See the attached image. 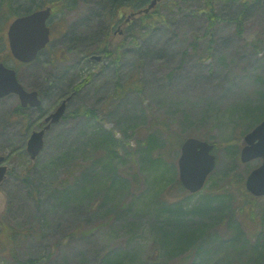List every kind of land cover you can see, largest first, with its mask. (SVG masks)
<instances>
[{
  "label": "rangeland",
  "instance_id": "1",
  "mask_svg": "<svg viewBox=\"0 0 264 264\" xmlns=\"http://www.w3.org/2000/svg\"><path fill=\"white\" fill-rule=\"evenodd\" d=\"M69 1L13 0L16 15L3 24L0 59L17 71L27 89L41 90L44 109H54L62 92L76 87L82 91L70 102L64 120L47 132L45 149L34 161L26 152L34 117L24 115V122L20 121L16 95L0 99V156L8 158L9 167L0 184V222L19 232L8 238L0 224V264H18L16 260L23 264H120L118 256L123 264L193 260L198 252L195 245L182 254L185 256L170 257L155 237V217L164 197L157 199L151 172L135 157L138 145L152 132L162 137L165 151L169 148L165 137L171 135L177 149L167 152L165 165L177 171L178 180L181 137L194 135L216 143L218 166L203 192L228 193L231 210L239 211L218 215L215 224L208 223L203 242H212L215 249L204 258L196 257L195 262L246 264L250 259L254 264L261 259L264 264V198L256 200L252 211L241 213V205L247 201L242 194L245 186L229 179L235 173L247 175L261 165V160L240 161L246 134L235 110L247 103H264V0L247 6L243 0H214L220 20L212 37L206 34L209 21L204 0H159L152 10L164 14L167 23L145 36L140 15L127 26L122 24L123 34L118 32L134 11L131 6L117 10L111 19L105 0H76L74 9H68ZM166 4L172 9L163 11ZM47 5L53 6L49 22L52 43L35 62L21 64L11 54L8 28L17 15ZM239 16L243 19L241 33L236 23ZM102 40L110 49L122 41L127 43L118 66L111 59L90 61ZM135 74L142 78V90L126 92L109 105L118 84L133 81ZM82 80L85 84L79 86ZM88 109L94 110L95 118L75 114ZM168 126L171 132L166 134ZM107 131L125 138L115 148L121 162L108 164L110 168L115 165L126 186L115 194L110 191L108 202L100 191L92 192L88 199L63 194L62 186L70 188L74 183L69 167L79 158L84 166L94 164L88 168L89 180L103 174L100 165L105 162H97L103 149L94 146ZM83 142L91 147L88 152ZM229 142L238 148V157L232 154ZM63 154L68 155L67 161H58ZM75 169L74 177L80 167ZM181 197L190 212L198 196ZM185 220L188 225L202 222L190 214ZM239 233H243L240 239ZM243 242L248 243L244 248ZM220 244L226 246L220 249ZM254 248L257 254L261 251L258 257Z\"/></svg>",
  "mask_w": 264,
  "mask_h": 264
},
{
  "label": "trees",
  "instance_id": "2",
  "mask_svg": "<svg viewBox=\"0 0 264 264\" xmlns=\"http://www.w3.org/2000/svg\"><path fill=\"white\" fill-rule=\"evenodd\" d=\"M54 1H62V0H53V2ZM204 1L205 2H204L203 10H205V15L207 16L209 21L206 34L212 37V31H214L216 24L220 20V16L215 11L216 8L214 5V0H204ZM256 1L258 0H243V2H247L245 3V6L251 3H255ZM12 2L13 0H4L0 4V40H1V35L4 31L3 24L9 17L16 15L17 10L13 6ZM105 2L109 6L108 7L109 10L107 14L111 19L114 18L115 12L123 8L124 6H131V8H135V10H141L148 3L147 0H105ZM69 3L70 4L68 6V9H74L76 0H70ZM166 5H167L166 7L165 6L161 7L163 8L162 9L163 11L172 9L170 5L168 4ZM24 13L26 14V12ZM140 22H141V32L144 33L143 34L144 36L147 33L154 32L157 28L161 27L162 25L164 26L167 23L166 16L154 10L148 14L142 15L140 18ZM236 23L238 24L239 33H241L243 31V19L241 16H239V18L236 19ZM105 25L109 27L107 22L105 23ZM102 41L100 42L99 46L96 48L98 49L97 51H95L96 53H91L90 56L94 54H102L105 56V60L111 59V63L118 66L120 64L118 58L122 55L123 48L127 45V43L124 44V42L122 41L121 43L116 45L115 49H110V47L107 45L108 42L107 41L102 42ZM140 79H142L140 77V74L139 75L135 74L133 81H126V83L122 85L118 84L117 87L118 89L115 90V93L112 97V101L109 102V105L112 106L113 103L121 99L122 94L126 92L142 90ZM84 84L85 81L82 80L78 85L82 86ZM73 87L74 86H72V88ZM67 91H69L70 94L75 93L77 95L78 93H81L82 89L76 87L72 91L71 90H67ZM263 98L264 97H262V99ZM235 112L240 113L239 117L241 121V130L243 135H245L247 132H249L252 128H254L264 119V103L262 100L261 103H257V104L250 105L249 103H247L245 104V106H242L241 108L235 110ZM19 114L20 115L18 117L23 119L24 114L22 115L21 113ZM75 114L90 119L95 118L94 116L95 112L92 109L82 110V112H79V110H77ZM234 114L235 113L231 115ZM186 115L189 117V114ZM169 132H171V130L169 129L168 126L166 129V134ZM191 137L198 138L194 135L181 137V141H179V146L181 147L183 142L187 138H191ZM161 138L162 137L158 135L156 132H152L148 134L145 140L138 145L137 147L138 153L135 155L136 159H138L139 161V164L144 169H148L151 172V175L153 177L152 180L156 184L155 196L157 197V199L161 195H163L164 197L163 203L160 204L161 207L160 212L157 215V217H155V219L157 218V221L154 225L155 237H157V240L159 244L162 246V249L168 250L169 253L168 255L170 257L185 256L182 254L188 252L189 249H191L192 246L195 245L198 250V252H196V257L200 259L204 258L210 252V250L215 249V246H213L212 242H208V243L203 242L206 238L208 223L215 224L218 215L224 217L226 216V214H228L230 216V214L234 215L236 212L239 211L238 209L231 210L233 207L231 208V206H229L230 202H228L227 200L228 193L221 194V192H218L215 194H210L208 192L204 193L202 191L195 195L189 194L182 186L180 180L177 179V171L165 165V159H166L165 155L171 148L177 149V147L174 145L171 139V135L168 134L165 137V141L169 144V148H167L165 151V149H163L164 141ZM121 141L123 143L126 142L124 137L118 139L112 132L109 131L104 132L102 135H99V138L97 139L94 148L103 149L101 150L102 152H100L101 153L100 158L97 160V162L100 163L103 161L105 162V164L103 163L102 165H100L103 169L102 171L103 174L101 176H97L98 174L97 173L93 176L92 180H89L88 178L91 175L90 172L91 170L88 168L94 166V164L93 165L91 164L90 166H84L83 165L84 163H81V158H79L78 161L72 163V167H69V170L73 171L72 173H73L74 183L71 185L70 188H65L64 186H62V189H64L63 194L67 193L72 195H78L79 199H85V197L86 199H88L89 195L92 192L100 191L98 193H104V196L102 197L108 202L110 198V191L112 194H115L116 189L118 190V188L120 189L124 188L127 184L126 180L124 178H121L120 174L116 173V170L114 168L115 165L111 168L109 165V164H113L112 162L114 161H116V163L121 162L118 156V152L115 149L116 145H118L117 143ZM98 142H100L102 145H97ZM214 144L216 146V143ZM228 146L229 147L231 146L232 154L238 157V148L231 145V142L228 143ZM83 147L86 148V152H88L91 148L87 144V142H83ZM128 155L130 154L128 153ZM67 157H68L67 154H63L61 157H59L58 161L66 162ZM75 167H80V169L78 172L79 175L74 177V175L77 172ZM108 171L109 173H112V175L109 176L107 175V173H105ZM213 176L214 174L210 177L211 181ZM245 178H246L245 175L242 174L239 175L237 173L232 174L229 177L230 181L233 184L236 183L240 185L244 184ZM83 183H85V185H82ZM72 187L75 188V192H71V193L68 192L70 189H72ZM181 194L183 196L189 194V198L198 196L196 203L192 207H190L189 210L190 212H186V209L189 206L186 205L185 202L186 199L184 201V197H181L182 196ZM242 194L245 195L247 201L241 205L243 207L241 213L244 211L247 212L252 211L251 209L255 206L257 198H254L252 195L247 193V191L245 192L242 191ZM187 214L188 215L190 214L193 218L200 219L202 222L197 223V225H188L185 220ZM0 224L2 225L3 234H5V236H7L8 238L10 237V233L13 234L19 233L9 228L8 227L9 225H7L6 223L0 222ZM241 236H243V233H239L238 238L240 239ZM223 243H227V242H223ZM247 244L248 243L243 242L242 248L246 247ZM224 246L226 245L220 244V249L224 248ZM252 251L256 255V257H258L259 254L261 253L260 251L257 254L256 248H254V250ZM196 257L193 260H191L189 263L185 261V263L183 264H203L200 262H195V260L197 259ZM117 258H119V260L121 261L120 264H123L124 260L122 259V257L118 256ZM222 262H223L222 260H217V261L209 262V264H222ZM254 262H255L254 264L262 263L261 259H255ZM16 263L23 264L19 260H16ZM251 263L252 260L249 259L246 264H251Z\"/></svg>",
  "mask_w": 264,
  "mask_h": 264
},
{
  "label": "water",
  "instance_id": "3",
  "mask_svg": "<svg viewBox=\"0 0 264 264\" xmlns=\"http://www.w3.org/2000/svg\"><path fill=\"white\" fill-rule=\"evenodd\" d=\"M157 3L158 0H153L148 8L141 10L139 14L148 13ZM50 16L51 8H47L19 17L10 25L9 44L15 59L25 64L31 63L37 59L39 52L47 47L50 43V29L47 26ZM92 59L100 62L103 57L93 56ZM9 95H17L24 107L41 105L38 92L25 90L18 80L16 70L0 62V99ZM66 103L67 101L63 102L47 118L46 121L50 124L45 129L32 133L27 144V152L32 160H35L43 151L46 131L62 119L66 111ZM245 142L241 161L248 163L256 159L263 160L261 166L248 175L245 182L246 189L257 198L264 197V121L246 135ZM213 150L214 145L195 138L187 139L182 145L178 162L179 174L183 186L190 193L201 191L208 176L214 171L217 157L212 153ZM4 161L5 157L0 156V164ZM7 170V166L0 167V183L5 180Z\"/></svg>",
  "mask_w": 264,
  "mask_h": 264
},
{
  "label": "flooded vegetation",
  "instance_id": "4",
  "mask_svg": "<svg viewBox=\"0 0 264 264\" xmlns=\"http://www.w3.org/2000/svg\"><path fill=\"white\" fill-rule=\"evenodd\" d=\"M119 27H121V25H119ZM120 31V29H118ZM118 31V32H119ZM117 33V32H116ZM51 88L54 90V87L51 86ZM69 92H62L60 96H58V98L56 99V104H54V107H56L55 109L53 108H48V109H44V103L42 105V109H34V108H21V110H19L20 113L28 116L31 115L34 117L32 124L34 125L31 129V132L35 131V130H41L44 129L48 123L46 122V118L52 113L54 112L63 102L64 100L69 98ZM46 103V102H45ZM70 104V103H69ZM68 104V107H69ZM21 106V105H20ZM66 105V108H68ZM31 124V125H32ZM57 126V125H56ZM53 128V127H51ZM50 130V129H49ZM30 132V133H31Z\"/></svg>",
  "mask_w": 264,
  "mask_h": 264
}]
</instances>
